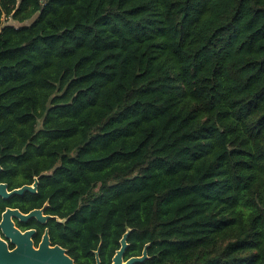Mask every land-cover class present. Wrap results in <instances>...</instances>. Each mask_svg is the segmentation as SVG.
I'll return each mask as SVG.
<instances>
[{
	"label": "trees",
	"instance_id": "trees-1",
	"mask_svg": "<svg viewBox=\"0 0 264 264\" xmlns=\"http://www.w3.org/2000/svg\"><path fill=\"white\" fill-rule=\"evenodd\" d=\"M35 178L0 217L76 264H264V0H0V183Z\"/></svg>",
	"mask_w": 264,
	"mask_h": 264
},
{
	"label": "water",
	"instance_id": "water-1",
	"mask_svg": "<svg viewBox=\"0 0 264 264\" xmlns=\"http://www.w3.org/2000/svg\"><path fill=\"white\" fill-rule=\"evenodd\" d=\"M38 180L35 178L31 185L8 190L5 183H0V197L9 198L12 195H22L26 191L36 192ZM35 218L40 223H45L49 215L43 214V208L33 209L28 213H22L17 208H6L0 217V264H76L67 254L66 249L59 245H51L48 230L45 229L41 241L34 245L32 236L34 229L21 230L15 225L14 219L26 222ZM128 231L120 239V247L112 257L111 264H134L147 258L146 248L142 255L132 256L124 260L123 255L127 246L126 237ZM9 244L13 245L12 248ZM96 251V264L100 263Z\"/></svg>",
	"mask_w": 264,
	"mask_h": 264
},
{
	"label": "rangeland",
	"instance_id": "rangeland-1",
	"mask_svg": "<svg viewBox=\"0 0 264 264\" xmlns=\"http://www.w3.org/2000/svg\"><path fill=\"white\" fill-rule=\"evenodd\" d=\"M34 18H35V16L32 17V18L29 19V20L24 21L23 23H20V22L14 21V20H12V19H10V18H6L5 21H6V23H9V24L23 25V24H30V22H31Z\"/></svg>",
	"mask_w": 264,
	"mask_h": 264
},
{
	"label": "flooded vegetation",
	"instance_id": "flooded-vegetation-1",
	"mask_svg": "<svg viewBox=\"0 0 264 264\" xmlns=\"http://www.w3.org/2000/svg\"><path fill=\"white\" fill-rule=\"evenodd\" d=\"M43 214H44V213H43ZM45 215H46V214H45ZM16 220H17V219H16ZM14 221H15V219H14ZM18 221H19V220H18ZM42 224H44V223H42ZM15 225H16V223H15ZM16 226H17V225H16ZM17 227H18V226H17ZM18 228H19V227H18ZM19 229H20V228H19ZM30 229H34V230H35V233H36V229H35V228H30ZM21 230H22V229H21ZM44 231H45V230H44ZM35 233H34V234H35ZM43 234H44V233H43ZM43 234H42V236H43ZM42 236H41V238H42ZM32 239H33V236H32ZM40 241H41V240H40ZM10 245H11V244H9V247H10ZM34 245H35V244H34ZM37 245H38V244H37ZM37 245H35V246H37ZM51 245H58V244H52V242H51ZM12 247H13V245H12ZM12 247H11V248H12ZM66 252H67V251H66Z\"/></svg>",
	"mask_w": 264,
	"mask_h": 264
}]
</instances>
